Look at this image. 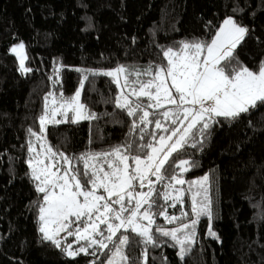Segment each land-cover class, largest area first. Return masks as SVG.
<instances>
[{"label": "trees", "instance_id": "obj_1", "mask_svg": "<svg viewBox=\"0 0 264 264\" xmlns=\"http://www.w3.org/2000/svg\"><path fill=\"white\" fill-rule=\"evenodd\" d=\"M228 17L248 30L233 50L236 61L258 70L264 61V0H0V264L107 260L105 253H98L99 260L83 253L68 257L39 231L43 194L36 191L26 161L28 144L36 140L28 129L39 133L44 97L61 91L72 96L81 79L76 68L166 64L162 49L178 50L180 41H209ZM19 43L24 45L25 67L31 69L26 73L11 51ZM89 81L81 102L98 118L47 125L46 145L78 157L129 139L141 142L138 132L130 136L132 118L115 107L118 89L111 78ZM214 119L205 135L196 137L201 143L183 153L195 167L180 174L185 181L207 176L206 193L201 189L198 200L207 196L211 216L198 218L195 242L183 258L179 245L170 246L172 240L154 232L159 246H147L146 264H264V104L258 102L235 119ZM73 163L83 170L82 161ZM185 185L182 203L171 207L161 197L159 204L169 216L182 211L188 216L171 224L156 216L153 230L197 219L191 209L193 189L189 192ZM66 236L59 238L61 247L73 242ZM78 246L72 243L73 249ZM144 250L138 243L126 247L129 264H145Z\"/></svg>", "mask_w": 264, "mask_h": 264}, {"label": "snow or ice", "instance_id": "obj_2", "mask_svg": "<svg viewBox=\"0 0 264 264\" xmlns=\"http://www.w3.org/2000/svg\"><path fill=\"white\" fill-rule=\"evenodd\" d=\"M247 31L228 17L209 41H180L178 50L162 49L166 64L150 63L144 68L120 64L109 70L76 68L81 79L72 96L65 97L61 91L58 97L51 92L44 97L39 133L28 129L40 141L46 140L49 123L97 119L81 102L82 91L89 77H110L118 89L115 107L132 118L130 136L138 132L141 141L129 139L104 151L88 150L78 157L57 153L43 143L41 151H36L29 142L28 152L34 155L26 163L31 179L37 182L36 191L43 194L38 208L39 231L45 240L72 258L83 253L99 260L98 253H105L107 260L101 264H129L125 248L143 244L146 264L147 246H159L155 232L172 240L170 246L179 245L178 255L185 256L195 242L198 218L211 216L207 196L197 200L199 191L192 196V214L197 219L177 228L157 226L153 230L156 216L164 217L169 224L188 216L183 211L180 216H169L159 198L165 204L171 201L170 206L175 207L182 203L184 191L176 185L188 183L189 192L197 184L203 189L207 176L192 181L181 178V173L195 167V162L184 159L183 153L201 143L196 137L205 135L216 122L215 117L235 119L258 102L264 104V61L258 70H250L233 55ZM23 49L24 45L19 44L11 51L19 59L20 70L26 73L31 69L25 67ZM59 72L56 68V82ZM57 102L58 107H49ZM57 114L64 120H57ZM73 161H82L83 170ZM99 189L106 195L97 194ZM203 191L206 193V189ZM61 232L74 236L72 243L79 246L73 249L72 243H67L61 247V239H57ZM209 234L214 235L211 230Z\"/></svg>", "mask_w": 264, "mask_h": 264}, {"label": "rangeland", "instance_id": "obj_3", "mask_svg": "<svg viewBox=\"0 0 264 264\" xmlns=\"http://www.w3.org/2000/svg\"><path fill=\"white\" fill-rule=\"evenodd\" d=\"M19 44H22V43H19ZM19 44H16V45H14L13 47H15V46H17V45H19ZM12 47V48H13ZM23 54L25 55V51H24V49H23ZM17 57V56H16ZM17 60H18V62H19V59L17 58ZM19 66H20V63H19ZM109 70V69H108ZM169 83H170V81H169ZM173 91H174V89H173ZM74 94V93H73ZM57 97L59 96L58 94H55ZM51 97H49V100L51 101ZM59 106V102H57V104H55V105H53V104H49V107L50 108H52V107H58ZM69 116H71V113H69ZM56 119L57 120H64V117L62 116V115H60V114H57V116H56ZM68 121H70V119L68 120ZM49 124H52V123H49ZM49 124H47V125H49ZM46 125V126H47ZM44 144L45 145V147H47V145H46V143H45V140L44 141H40V140H38L37 139V137H36V140H35V142L33 143V146L35 147V149H36V151H41V144ZM30 155H34V153H31ZM43 158V157H42ZM193 180H198V178H195V179H193ZM201 180V179H200ZM188 184V183H187ZM203 185H204V183H203ZM182 186L185 188L187 185H185V184H183V185H176V187L177 188H181V189H183L182 188ZM198 186L200 187V188H198ZM192 189H193V193H192V195H195L196 194V192H200V190L202 189L201 188V185H199V184H197V185H195V186H193L192 187ZM203 189H205V188H203ZM203 189H202V191H203ZM57 191H59L58 189H57ZM97 194H103V195H106V193H104L103 192V189H99L98 191H97ZM82 199V198H81ZM199 199V196H197V200ZM116 207H118V206H116ZM38 218H39V214H38ZM144 223H146V221L144 222ZM39 226H40V221H39ZM103 227V226H102ZM40 228V227H39ZM173 228H176V227H173ZM165 229H172L171 227H169V228H165ZM66 232H61L60 233V235H59V237H57V239H59V238H61L62 236H64V234H65ZM212 233V232H211ZM42 234V233H41ZM67 234V233H66ZM43 235V234H42ZM213 236V235H212ZM72 240L73 241H75V237L74 236H72Z\"/></svg>", "mask_w": 264, "mask_h": 264}]
</instances>
